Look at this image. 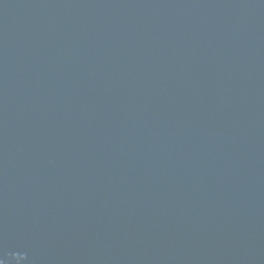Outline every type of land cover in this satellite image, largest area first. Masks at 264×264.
<instances>
[{
	"label": "water",
	"instance_id": "1",
	"mask_svg": "<svg viewBox=\"0 0 264 264\" xmlns=\"http://www.w3.org/2000/svg\"><path fill=\"white\" fill-rule=\"evenodd\" d=\"M0 264H264V0H0Z\"/></svg>",
	"mask_w": 264,
	"mask_h": 264
}]
</instances>
